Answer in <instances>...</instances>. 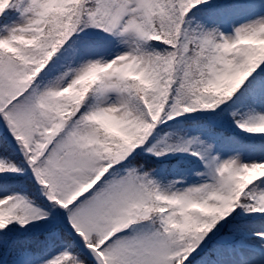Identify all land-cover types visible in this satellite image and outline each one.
Listing matches in <instances>:
<instances>
[{
	"label": "snow or ice",
	"instance_id": "6c2138e0",
	"mask_svg": "<svg viewBox=\"0 0 264 264\" xmlns=\"http://www.w3.org/2000/svg\"><path fill=\"white\" fill-rule=\"evenodd\" d=\"M0 264H264V0H0Z\"/></svg>",
	"mask_w": 264,
	"mask_h": 264
}]
</instances>
